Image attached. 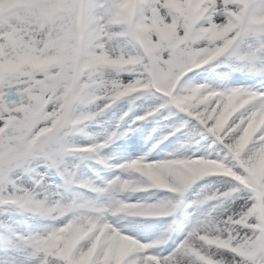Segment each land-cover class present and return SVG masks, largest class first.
Returning a JSON list of instances; mask_svg holds the SVG:
<instances>
[{"label": "snow or ice", "instance_id": "obj_1", "mask_svg": "<svg viewBox=\"0 0 264 264\" xmlns=\"http://www.w3.org/2000/svg\"><path fill=\"white\" fill-rule=\"evenodd\" d=\"M245 41L251 47L239 55ZM225 56L223 63H213ZM222 66L264 77V4L0 0V264H264V79L255 90L229 87L230 79L239 78L215 72ZM201 69L215 72V87L195 82L193 73ZM123 74L132 79H122ZM133 94L162 101L133 123L163 111L185 113L191 119L181 127L191 124L202 140L212 137L220 146L215 158L149 160L146 155L111 164L102 150L119 138L129 112L103 143L68 142L77 126ZM92 105L98 110L90 112ZM68 157L95 159L135 175H117L105 189L81 185L109 193L106 206L84 196L65 204L49 178L58 176L65 192L74 189L77 175ZM179 162L194 163L182 170ZM204 176L231 178L207 199L233 198V207L223 215L209 213L186 235L190 221L174 222L153 238L149 226L130 223L125 232L110 219L121 213L173 217L179 201L144 206L120 201L116 194L156 188L181 196ZM11 212L53 223L25 235L6 218ZM173 231L184 238H174Z\"/></svg>", "mask_w": 264, "mask_h": 264}, {"label": "rangeland", "instance_id": "obj_2", "mask_svg": "<svg viewBox=\"0 0 264 264\" xmlns=\"http://www.w3.org/2000/svg\"><path fill=\"white\" fill-rule=\"evenodd\" d=\"M258 4H264V0H257ZM244 46H247V48L251 47V45L245 41L244 43H242L241 45V49L238 52V54H243V48ZM227 60V57H221L219 58L218 61L213 62V63H223L224 61ZM260 58L258 57V63H260ZM211 67V65H210ZM199 72V75L193 74L196 76V81L195 82H200V83H209L210 86L215 87V72H221V73H225V72H229L231 73V77L234 78H239L238 82L233 83L232 80L230 79L228 81V86L229 87H244V88H251L253 90L260 88V81L262 79H264V77H260L259 75H257L254 72H250L247 69L242 70V71H232L231 68L227 67V66H222L219 68L215 69V72H205L203 69H201ZM238 72V73H237ZM201 76H205L206 77V82H202L201 80ZM260 91H264V88H260ZM136 98L135 94H133L130 97H126V98H122L119 102H117L115 105H113V107L106 111L103 115H101L100 117H97L95 120H92L89 122V124L87 125L86 131L90 132L89 137L88 138H84L82 142H78L79 139L73 136V134H69V136L67 137V140L70 144H74V145H79L80 146L83 143L89 144V145H94V144H98V143H102L100 138L103 137V139H107L108 134L111 135V133L116 132V128H117V124L119 123L120 117L126 113L129 112L130 116L132 114V112L130 111L132 107H139V104L142 105V107H144V100H142L143 98H141V101L138 102H134V99ZM151 102H155L154 105L156 104V106L159 103H162V101L153 98V100ZM158 103V104H157ZM152 106L150 107H144L143 110L137 114L138 116L133 118V120L131 122H129L126 125H123L120 129H119V138L116 139L114 142V144L110 147L114 148L113 150H118L116 151L117 155H113L111 152L109 153L110 157H107L109 160H112V164L113 165H118V162L124 164L127 163L131 160L137 159L139 157L142 156H146L148 155V153L152 152V150H147L144 152H140L138 151L137 153L134 151L135 148L139 145L142 144L144 140H148L149 136H150V140L153 143L156 142H160L161 140L165 141L164 144L161 145V148H163V150H161V158L162 160H169L166 157H168L170 155V159H175V160H191V159H198V158H215L218 150H216L215 148H219V145H213L212 144V137H209L207 140H195L196 136L195 134L197 133L196 131L197 128L193 127L191 124L188 125L187 127H181V123H176V119L172 124H169L170 126L168 128H166L165 130L163 129V131L159 134H156L155 139H153L151 137V131L153 128H156L160 125L161 121H157L154 123H149V121H146L145 127H144V134L142 136H137L135 143H137L138 145H129V143H127V141H124L125 138H123V135L121 137V133L130 130V127L138 125L137 123H133V121L137 120L138 117L144 116L148 113V110L150 108H152ZM155 107V106H154ZM98 110L96 105H92L89 106V111L90 112H94ZM175 111V110H173ZM163 114L165 115H170L168 111H163ZM181 115V117L183 116V118H186V120L191 119L190 117L187 116V114L185 113H179ZM180 117V118H181ZM149 124V125H148ZM190 126L192 127V129L190 128ZM107 127V129L105 130V128ZM139 128V127H137ZM177 128H181L184 129V134H186L185 137L180 136V133L177 135V138H172L170 139L169 137L172 136V132L173 130L177 129ZM140 129V128H139ZM102 130V131H101ZM193 130H196L195 134L193 132ZM75 132V131H73ZM87 132V134H88ZM176 136V134H174ZM164 137H168V139H164ZM99 139V140H97ZM205 145H208V147H205ZM160 148V149H161ZM159 149V150H160ZM193 149H196V153H192ZM202 152H204V154H202ZM115 153V152H114ZM108 154V153H107ZM108 156V155H107ZM157 156L156 152H154V154L152 153V157ZM149 159V158H148ZM150 160V159H149ZM154 160V159H153ZM75 161L78 162H82L85 165H91V162L94 161V159L91 158H85V157H68V162L73 163ZM98 166V167H97ZM97 166H95L98 169L102 170V176H99V178H93L92 176L89 175V177L93 178V181L87 180V179H83L80 171L76 170V175H77V182H79L78 184L83 185V184H92L94 185L96 188L98 189H105V187L108 186V184L115 178L113 176H115L116 174H118L119 176H121L122 178L126 179L123 175V171L121 169H119L118 167H116V169H106V168H102L101 164L97 163ZM70 167V166H69ZM100 173V172H98ZM125 173V172H124ZM127 174V173H126ZM117 176V175H116ZM52 178V183L50 184L52 186V188L56 191L59 192V194H64L65 198H67L70 202L69 204H71L74 200H76L79 196H84L86 199L91 200L94 199L93 195H92V191L84 188V190H80L78 192L75 191V189H73L71 192H65L64 189L61 187L62 185V181L58 176H53ZM231 178H227V177H219V176H204L201 177L200 179L194 181L192 183V185L181 195V196H175V194L170 193L168 190H161V192L163 193H158L159 189L156 190L155 195L157 194L159 198H162L166 201H169L170 203L175 204L177 201H179V207L176 209V213H175V218L172 220H164V221H154V220H150L149 218L146 217H142L139 216L137 218H130L131 216L126 217L123 213L115 216V217H110V219H114V220H118L119 223L124 226V231L128 232V225L130 223H136L140 226H149L150 229H154V235L153 238L158 237V235L160 234V232H162V235L164 233H166L170 228L174 227V222H180L183 223L185 222L186 218H189V216H191V214H187V212H185L186 208L185 205H196V203L198 202V204L196 205V207L200 206V201H207V197H210L211 195L215 194L217 189H221L223 187V182L225 180H230ZM79 180V181H78ZM55 187V188H54ZM148 191H141L138 192V197L144 198L146 200L145 193ZM129 192H121L119 194H116V198L120 201H123L125 203H129V204H143L144 202L141 201V199H137L136 198H132V197H128L126 196ZM239 196H245L246 193H239ZM105 196V194H104ZM97 200H95L96 202ZM107 201L101 199L98 203L104 204ZM226 202V203H225ZM237 202V201H236ZM216 204H220L221 206L223 205L226 209V207L228 206V209H230L233 206V198H227V199H222V200H215ZM223 209V210H225ZM209 213H211L212 215H214V211H206L205 215L203 218H205ZM11 214L12 216H14V221L19 223V227L24 228L25 230H27L25 233V235H29L32 233H36V231H40L42 228H44L45 226H47L48 224H51L52 222H50L49 220H43L44 222H41L40 220H42V218L40 217H36L33 216L31 214H19V213H15V212H11L8 213ZM222 214V213H221ZM223 214H225V212H223ZM202 216V215H201ZM17 218V219H16ZM130 218V219H127ZM177 218V219H176ZM187 221V220H186ZM17 225V224H15ZM188 229V228H187ZM186 232V231H185ZM157 233V234H156ZM177 232L173 231L172 235L173 237H177L179 236V239L182 240L184 238V235H179L176 234ZM156 234V235H155Z\"/></svg>", "mask_w": 264, "mask_h": 264}, {"label": "bare ground", "instance_id": "obj_3", "mask_svg": "<svg viewBox=\"0 0 264 264\" xmlns=\"http://www.w3.org/2000/svg\"><path fill=\"white\" fill-rule=\"evenodd\" d=\"M245 49H247V46H244V48L242 49L243 51L245 50ZM245 52V51H244ZM208 66H210V65H208ZM208 66H205V67H208ZM238 73V72H237ZM193 74H195V73H193ZM201 78V80H202V82H206V81H208V80H206V77L205 76H201L200 77ZM122 79H124V80H129V79H132V77L131 76H129V75H127V74H123L122 75ZM198 83H200V82H198ZM207 83V82H206ZM209 84V83H208ZM153 98L154 97H145V98H143L142 100H144L143 102H144V107H150V106H152L153 105V107L152 108H150L149 110H148V112L150 111V110H152V109H154L155 107H157L156 106V104L154 105V103L155 102H151L152 100H153ZM138 101H141V98L140 99H137V98H135L134 99V102H138ZM155 106V107H154ZM144 107H142V105L141 104H139V107H137V109H136V111H135V113H134V115L133 116H129L128 118H129V121L131 122L132 120H133V118H135V117H137V114H139L142 110H143V108ZM165 112V111H164ZM165 117H167V118H165ZM181 115L180 114H177V115H165V114H163V112L157 117V118H155V119H149V123H154V122H157V121H161V127H159V129H158V132L157 133H161L162 131H163V129L165 130L166 128H168L170 125L169 124H172L174 121H175V119H176V123H183L185 120H186V118H183V116L181 117ZM145 124L146 123H138V125H135V126H132L131 128H130V130H128V131H125V132H122L121 133V137H122V135H123V138H125L124 139V141H127V143H129V145H138L137 143H135V140H136V137L137 136H142L143 134H144V127H145ZM122 126H120V128H121ZM137 127H139V128H137ZM119 128V129H120ZM190 128L192 129V127L190 126ZM107 129V127L105 128V130ZM116 130H117V128H116ZM102 131V130H101ZM196 130H193V132H194V134H195V136H196V139L195 140H197V141H201L202 139H201V132L200 131H196ZM153 132V131H152ZM151 132V133H152ZM184 132V129H183V131L181 132L182 134L180 135V136H182V137H185L186 136V134H184L183 133ZM72 134V133H71ZM108 136H109V134H108ZM175 138H177V137H175ZM97 140H99V139H97ZM100 140H102V142H104V140H105V138L103 139V137H101L100 138ZM114 144V142L111 144V145H109L107 148H105V152L106 153H103L102 152V156L104 155V154H107V153H112L113 155H117V153H116V151H118V150H113L114 148H112V147H110V146H112ZM153 143L152 142H150V144L148 143V142H146V140H144L143 141V143L142 144H139L136 148H135V152L137 153L138 151H140V152H144V151H147V150H150V146L152 145ZM154 148L156 149V150H158V152L156 153L157 154V156H154L153 157V159L154 160H162V158H161V150H163V148H161V144H158V147H157V145H154ZM161 148V149H160ZM160 149V150H159ZM216 150H218L219 148H215ZM115 152V153H114ZM192 153H196V149L194 150L193 149V151H192ZM202 154H204V152H202ZM167 159H170L171 157H170V155L168 156V157H166ZM69 163V166L70 167H74V168H76V170H78V171H80V174H81V176H82V178L83 179H87V180H90V181H93V178H99V176H102V170L101 169H98V168H96L95 166H97V164L96 163H94V162H91V165L92 166H90V165H85V164H83L82 162H78V161H75V162H73V163H70V162H68ZM111 163H112V160H111ZM118 163H120V162H118ZM98 167V166H97ZM98 172H100V173H98ZM125 172V173H124ZM127 173V174H126ZM89 175L90 176H92L93 178H91V177H89ZM116 175H118V174H116ZM116 175L115 176H113V177H116ZM120 175H123L126 179L127 178H129V176L130 175H135V174H130L129 172H126V171H123V174H120ZM52 183V178L50 177L49 178V184H51ZM55 188V187H54ZM156 188H149L147 191L148 192H146L145 193V196L146 197H148V198H146V200L144 199V198H141V197H138L139 195H138V192H129V195H128V197H132V198H136V200L137 199H141V201L142 202H144L143 204H141V205H144V206H149V205H161V206H163V205H166V204H170V202L169 201H166V200H164V199H162V198H159L158 197V195L156 194L155 195V193H156ZM161 190H163V191H165L166 189H161ZM161 190L159 189V192L158 193H160L161 192ZM53 191H55L54 189H53ZM57 191V190H56ZM161 193H163V192H161ZM171 193V192H170ZM172 194H174V193H172ZM61 196H63V194H60ZM175 196H177L176 194H175ZM178 197V196H177ZM208 198V197H207ZM117 199V198H116ZM103 200L105 201H107L106 203H105V206L107 205V203H109L110 202V194L109 193H107L106 192V195H105V197L103 198ZM63 202L65 203V204H69V200L68 199H66L64 196H63ZM238 202H240V201H237V203ZM200 203V206L198 207H196V205L198 204V202L196 203V205L194 204V205H185V208H186V210H185V212H187V214H191V216H189V218H186V220L187 221H190L191 223L188 225V229H186V232H185V235H186V233H187V231H191V229H192V227H195L196 226V223L198 222V221H200V220H203L204 218V215H205V212L206 211H214V215H223V212H225V213H227L228 211H229V209H228V206L226 207V209H225V207L222 205H220V204H216L215 203V200H207L206 202H205V200L204 201H200L199 202ZM226 203V202H225ZM171 204H173V203H171ZM233 207V206H232ZM231 207V208H232ZM223 209H225V210H223ZM222 213V214H221ZM202 215V216H201ZM135 217H139V216H135ZM6 218H9V219H11L12 221H14V216H12L11 214H7V217ZM146 218H149V219H152V220H160V219H164V220H166V219H168V220H172V219H174L175 218V216H173V217H168V216H158V217H146ZM17 219V218H16ZM129 219V218H128ZM177 219V218H176ZM185 220V221H186ZM15 223H14V227H18L22 232H23V234H26L25 232L27 231V230H25L24 228H21V227H19V223L18 222H16V221H14ZM15 224H17V225H15ZM49 225V224H48ZM46 227V226H45ZM44 227V228H45ZM44 228H42L40 231H36V233H38V232H43L44 231ZM157 234V233H156ZM155 234V235H156ZM176 234H178V233H176ZM162 235V232H160V234L158 235V236H161Z\"/></svg>", "mask_w": 264, "mask_h": 264}, {"label": "clouds", "instance_id": "obj_4", "mask_svg": "<svg viewBox=\"0 0 264 264\" xmlns=\"http://www.w3.org/2000/svg\"><path fill=\"white\" fill-rule=\"evenodd\" d=\"M180 163V166H181V169L182 170H186V168L184 167L186 164H189V163H194V162H179ZM262 164H264V160L261 161Z\"/></svg>", "mask_w": 264, "mask_h": 264}]
</instances>
